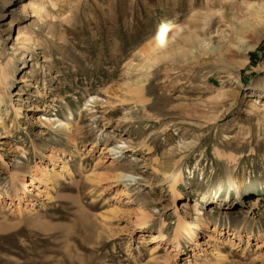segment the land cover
I'll return each instance as SVG.
<instances>
[{"label":"rangeland","instance_id":"374dc122","mask_svg":"<svg viewBox=\"0 0 264 264\" xmlns=\"http://www.w3.org/2000/svg\"><path fill=\"white\" fill-rule=\"evenodd\" d=\"M12 59L0 264H264V0H0Z\"/></svg>","mask_w":264,"mask_h":264},{"label":"bare ground","instance_id":"6f19581e","mask_svg":"<svg viewBox=\"0 0 264 264\" xmlns=\"http://www.w3.org/2000/svg\"><path fill=\"white\" fill-rule=\"evenodd\" d=\"M10 1L11 0H1V2H2V4H3V6H7V5H9L10 4ZM189 29V28H188ZM195 35V34H194ZM196 36V35H195ZM193 37L191 36V37H189V40L190 39H192ZM184 54H187V51H183L182 49L180 50V51H178L177 53H176V55L178 56H180L181 57V55H184ZM23 61V60H22ZM23 64V68H22V70L21 71H23L24 69H26V63H22ZM14 65H15V60H9V62L5 65V67L4 68H0V80H2L3 82H5L6 84H4V85H6V86H8V84H9V80H11V79H13L14 77H13V69H14ZM25 75H26V73L24 74V76L21 78L22 80L25 78ZM21 79H20V81H21ZM9 81V82H8ZM1 85V84H0ZM2 98V96L0 95V102H1V99ZM193 103H191V104H189V105H187V106H185V108H192V105ZM253 115V114H252ZM263 116V115H262ZM264 117V116H263ZM262 119V118H261ZM260 119V120H261ZM123 139V144H125L126 145V143H131V142H133V141H131L130 140V138H122ZM138 144L141 146V148H146V145H145V143L144 142H141V141H138ZM146 150H147V148H146ZM109 152H112L113 154V156L115 155V154H117V152H114V149H111ZM114 159V158H113ZM228 160H230V159H228ZM128 176H126V175H122V174H119L118 176H117V178L120 180H123L124 178H127ZM131 177V176H130ZM32 182V181H31ZM30 182V183H31ZM30 183H28L29 185H30ZM21 184H22V186L24 187V186H26V184L27 183H25V182H21ZM15 189V188H14ZM172 196H173V199H175V198H177V199H181L182 200V197H183V194L182 193H179L178 191L176 192V191H174L173 189H172ZM204 198L205 197H201L200 199L201 200H204ZM206 201V200H205ZM197 206L195 205V206H193V208L195 209ZM198 216V215H197ZM185 221V220H184ZM183 221L181 220V222H179V223H181V224H183L182 223ZM186 222V221H185ZM179 226H178V229L176 230V231H178V230H180L181 231V225L180 224H178ZM207 225V224H206ZM206 225H205V227H206ZM161 231V230H160ZM145 234V233H144ZM177 234V233H176ZM179 234H180V232H179ZM182 234V233H181ZM148 235V234H147ZM183 235V234H182ZM181 236V235H180ZM179 235H178V237H180ZM149 237V236H148ZM164 237H165V235L163 234V233H159L158 232V234H151L150 235V237L149 238H151V242H158V241H163V240H165L164 239ZM177 237V236H176ZM178 246V245H177ZM176 246V247H177ZM65 250V249H64Z\"/></svg>","mask_w":264,"mask_h":264}]
</instances>
